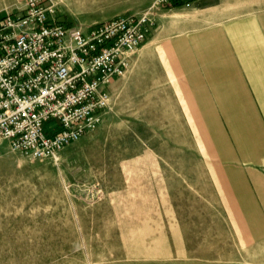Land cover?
<instances>
[{"label":"rangeland","instance_id":"1","mask_svg":"<svg viewBox=\"0 0 264 264\" xmlns=\"http://www.w3.org/2000/svg\"><path fill=\"white\" fill-rule=\"evenodd\" d=\"M58 1L86 25L156 0ZM182 1L157 11L101 121L59 160L0 141V264H264V190L235 171L260 162L245 71L264 55V0Z\"/></svg>","mask_w":264,"mask_h":264},{"label":"built area","instance_id":"2","mask_svg":"<svg viewBox=\"0 0 264 264\" xmlns=\"http://www.w3.org/2000/svg\"><path fill=\"white\" fill-rule=\"evenodd\" d=\"M156 0L138 14L67 24L58 0H26L0 11V141L35 159L61 152L101 121L111 86L152 34Z\"/></svg>","mask_w":264,"mask_h":264},{"label":"crops","instance_id":"3","mask_svg":"<svg viewBox=\"0 0 264 264\" xmlns=\"http://www.w3.org/2000/svg\"><path fill=\"white\" fill-rule=\"evenodd\" d=\"M263 41V40H261ZM251 70L245 71V79L249 78L251 86L259 87L257 93H260V129H261V152H260V162H257V166H244L238 167L235 169L236 175V182L241 183L244 185L245 190H264V55H260L258 59L252 61L251 60ZM254 68L256 69L253 72ZM256 80V82H253ZM246 85V84H245ZM248 85V83H247ZM249 89V85L247 86ZM256 90V89H255ZM251 94V91L248 94ZM249 94V95H250ZM250 95V99L254 105L257 106V102L255 101L254 96ZM258 95V94H256Z\"/></svg>","mask_w":264,"mask_h":264},{"label":"trees","instance_id":"4","mask_svg":"<svg viewBox=\"0 0 264 264\" xmlns=\"http://www.w3.org/2000/svg\"><path fill=\"white\" fill-rule=\"evenodd\" d=\"M191 1H193V0H191ZM183 4H184V2L182 0H178L174 6L178 7V6H181Z\"/></svg>","mask_w":264,"mask_h":264}]
</instances>
